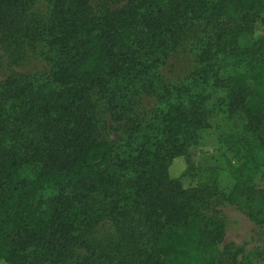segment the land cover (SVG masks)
I'll return each mask as SVG.
<instances>
[{"label": "trees", "instance_id": "1", "mask_svg": "<svg viewBox=\"0 0 264 264\" xmlns=\"http://www.w3.org/2000/svg\"><path fill=\"white\" fill-rule=\"evenodd\" d=\"M0 74V264H217L225 206L264 228V0H0ZM211 104L246 142L202 178Z\"/></svg>", "mask_w": 264, "mask_h": 264}, {"label": "rangeland", "instance_id": "2", "mask_svg": "<svg viewBox=\"0 0 264 264\" xmlns=\"http://www.w3.org/2000/svg\"><path fill=\"white\" fill-rule=\"evenodd\" d=\"M239 43L241 45H249L252 37L249 33L243 32L239 35ZM0 74V78H1ZM224 95V92L214 94L212 101L215 98ZM213 104L209 106L211 114H209L210 128H207L201 133L199 141L191 146L184 157L178 158L181 165L189 164L192 166L199 176L204 178L206 172H210L215 168H227L228 160H236L238 154L237 147H243L246 140L242 138L240 121L228 118L227 114L221 111L212 109ZM248 141V139H247ZM187 164V165H188ZM205 170H208L205 172ZM34 167L25 171L26 174H33ZM260 184H264V170L262 175L258 178ZM230 179L225 173L221 178V184L227 186ZM225 213L228 217L229 224L225 238L219 244L222 251L220 261L217 264L229 263V251L227 246L232 250L243 247L246 249L244 255L251 254L249 249L253 246L264 245V228L256 224L245 214L238 211L235 207L230 205L224 207ZM252 264H264V255L252 254ZM243 264H247L245 261Z\"/></svg>", "mask_w": 264, "mask_h": 264}]
</instances>
